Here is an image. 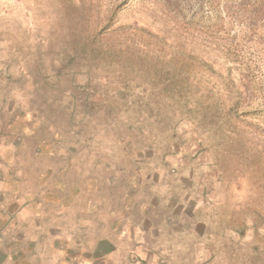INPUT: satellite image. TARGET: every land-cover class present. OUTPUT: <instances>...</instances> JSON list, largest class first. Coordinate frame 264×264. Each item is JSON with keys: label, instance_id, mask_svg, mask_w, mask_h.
I'll list each match as a JSON object with an SVG mask.
<instances>
[{"label": "rangeland", "instance_id": "rangeland-1", "mask_svg": "<svg viewBox=\"0 0 264 264\" xmlns=\"http://www.w3.org/2000/svg\"><path fill=\"white\" fill-rule=\"evenodd\" d=\"M0 264H264V0H0Z\"/></svg>", "mask_w": 264, "mask_h": 264}]
</instances>
